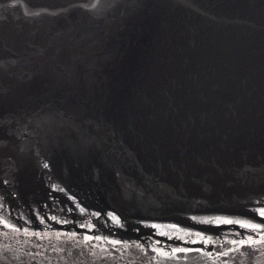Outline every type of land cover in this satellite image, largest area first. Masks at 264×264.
Returning <instances> with one entry per match:
<instances>
[{"label":"water","instance_id":"water-1","mask_svg":"<svg viewBox=\"0 0 264 264\" xmlns=\"http://www.w3.org/2000/svg\"><path fill=\"white\" fill-rule=\"evenodd\" d=\"M260 207L264 0H0V264H264Z\"/></svg>","mask_w":264,"mask_h":264},{"label":"snow or ice","instance_id":"snow-or-ice-1","mask_svg":"<svg viewBox=\"0 0 264 264\" xmlns=\"http://www.w3.org/2000/svg\"><path fill=\"white\" fill-rule=\"evenodd\" d=\"M45 168H48L49 165L47 163H45L43 165ZM5 183H7V181H5ZM74 199V198H73ZM79 210L81 213H83L85 211V208L82 207V206H79ZM255 211L258 213V215L264 219V207H260V208H257L255 209ZM95 215L97 217H99L100 213L97 212L95 213ZM110 217L114 220H116L117 222H119V217H117L114 213H110L109 214ZM52 220H56V217L53 216L51 217ZM193 220L196 219L195 216L192 217ZM212 223L216 224L217 226H219L221 223H227V224H232L233 221L231 219H227V218H221V217H216L215 220L211 221ZM41 223H43V218H41ZM236 223H241L240 221H236ZM244 227H249V228H252V229H264V223H247V224H244L243 225ZM173 227H175V225H173ZM19 230V229H18ZM27 231V230H25ZM72 235H75V233H72ZM261 236H262V242H264V232L261 233ZM88 239H91V237H88ZM96 239H100V237H96ZM250 242L252 243H256L257 241H255L252 237H249L248 238ZM113 243H120L119 241H113ZM233 243H240V244H244L245 241L241 240L239 242L237 241H233ZM179 251V250H178Z\"/></svg>","mask_w":264,"mask_h":264}]
</instances>
